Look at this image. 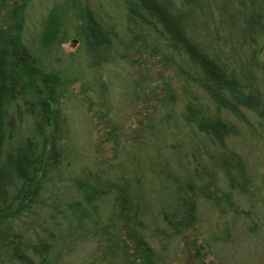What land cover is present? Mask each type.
<instances>
[{
  "label": "trees",
  "instance_id": "obj_1",
  "mask_svg": "<svg viewBox=\"0 0 264 264\" xmlns=\"http://www.w3.org/2000/svg\"><path fill=\"white\" fill-rule=\"evenodd\" d=\"M29 1L0 0V264H264V0H119L121 33L89 0H52L25 37ZM144 51L178 89L147 86L130 130ZM84 101L112 161L72 170Z\"/></svg>",
  "mask_w": 264,
  "mask_h": 264
},
{
  "label": "rangeland",
  "instance_id": "obj_2",
  "mask_svg": "<svg viewBox=\"0 0 264 264\" xmlns=\"http://www.w3.org/2000/svg\"><path fill=\"white\" fill-rule=\"evenodd\" d=\"M52 0H30L27 8H26V25H25V37H28L29 34L32 32V34L35 33L36 31V24L38 22V20L40 19V17L43 15L46 7L49 5V3H51ZM90 4L92 3V5L94 6V8H99V10L101 12H106L108 14H110L114 20H117V24H118V30L121 33V28H122V20H120L121 18V8H120V1L119 0H89ZM31 31V32H30ZM33 41V40H32ZM78 46V41L76 38L72 37V36H68L66 42H64L63 44H61V49L64 53L67 52H75ZM132 58H137L139 60V64L141 66H146L145 64H148L147 62H149V64L147 65V67L149 66V79L148 81H146V87H145V95L147 96V101L145 103H140V102H135L133 106L132 111L130 110V108L128 107L127 111H128V123L130 126V130H133L135 128H139L138 124L136 122L139 121V123L144 124L146 122V120L144 119V116L146 113H150L151 112V106L153 107L155 105L154 103V97L155 94L154 93H158L157 90H152L149 91L151 87L150 85H159V81L166 80L167 83L172 86L175 91H177V84L175 83L174 79H172L169 76V73L167 70H163V68L159 65V63L151 56L149 55L148 51H144L142 52L140 55L137 54H131ZM75 62L77 63V70L78 72H81L83 74V76H86L88 79L94 77L95 75H97L98 71H92L90 69H88L87 67H85L84 65V58L82 55V52H77L74 56ZM141 61V62H140ZM263 65V70H264V64ZM136 66V65H135ZM134 68V67H133ZM133 68L128 69L131 76H134V73L132 72ZM141 68V67H140ZM105 71V75H106V83L108 85V90H113L112 88L116 85L117 80L121 77L120 72L117 68H109L106 67ZM101 72V71H100ZM264 84V79H262ZM149 83V84H148ZM147 86H149V90L147 89ZM73 90L74 92H78L77 91V83L74 84L73 86ZM263 89H264V85H263ZM119 91V90H118ZM114 89V91L112 92H118ZM121 92V91H120ZM77 96H79V94H77ZM113 97V101H109L111 106L114 107H119V103L121 102L120 98H115V93L112 96ZM117 100V102H116ZM95 102L94 99L91 98V100L89 102ZM124 102H123V107H124ZM122 107V104H121ZM122 107V108H123ZM81 109V110H80ZM76 113L79 116H85V117H89L91 120V124L93 125V128L91 126H89V129L91 130V132L89 134H87L85 136V140L88 143L86 148H85V153L82 154V150L84 148V136H83V126L77 122H75L73 119L71 120V125H70V130H71V137L74 140V143L76 145V150H71L70 151V157L74 160L73 164H72V170H75L77 168L78 165H82V164H87V165H99L100 163L103 162H110L112 161L111 158V142L109 139H106L103 136V128L100 127L99 125V121L96 118V106L94 104H86V102H83V107H81ZM83 113V115L81 114ZM87 127H88V123H87ZM62 141L64 143H68L66 142V140L63 138ZM243 143L238 142L236 140H232V145H236L237 147H241ZM69 146V144H67ZM145 188V187H144ZM151 198H154V195H152ZM185 234H187L186 238H185V242L187 243V239H196L197 241H200V233L195 230L194 228L188 229ZM183 239H181V241L179 242V245L181 246L183 243L182 241ZM183 253L186 256L188 254L186 247L183 249V252H181L180 254V263L183 261ZM204 262H208L210 260V257L207 255L204 258Z\"/></svg>",
  "mask_w": 264,
  "mask_h": 264
}]
</instances>
